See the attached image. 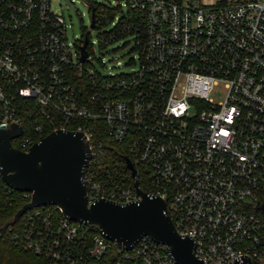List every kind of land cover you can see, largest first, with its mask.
Wrapping results in <instances>:
<instances>
[{
  "label": "built area",
  "instance_id": "1",
  "mask_svg": "<svg viewBox=\"0 0 264 264\" xmlns=\"http://www.w3.org/2000/svg\"><path fill=\"white\" fill-rule=\"evenodd\" d=\"M53 1L0 0V130L22 127L12 143L23 152L54 131L82 133L89 207L138 203L139 184L206 264H264V0L92 3L94 29L113 26L100 47L128 39L135 51L136 68L108 76ZM14 224L16 245L57 264H103L116 248L57 206ZM116 249L112 264H177L148 236Z\"/></svg>",
  "mask_w": 264,
  "mask_h": 264
},
{
  "label": "water",
  "instance_id": "2",
  "mask_svg": "<svg viewBox=\"0 0 264 264\" xmlns=\"http://www.w3.org/2000/svg\"><path fill=\"white\" fill-rule=\"evenodd\" d=\"M95 15L91 28H95ZM86 36L81 62L88 57ZM23 128L0 130V177L8 188L32 194L31 201L18 211L14 222L28 210L57 206L65 217L100 228L103 235L122 251L130 250L143 237L168 245L177 264H206L195 253V243L179 235L167 206L160 197L150 198L136 185L142 201L126 205L100 201L88 206L83 181L91 158L89 143L82 133L54 131L35 143L28 152L13 146ZM129 167L133 170L132 165ZM135 175V170H133ZM233 264H253L248 258Z\"/></svg>",
  "mask_w": 264,
  "mask_h": 264
},
{
  "label": "rangeland",
  "instance_id": "3",
  "mask_svg": "<svg viewBox=\"0 0 264 264\" xmlns=\"http://www.w3.org/2000/svg\"><path fill=\"white\" fill-rule=\"evenodd\" d=\"M205 6H216L222 2H236L242 0H200ZM124 3V1H121ZM101 3L109 5L112 0H55L52 2V11L64 16L67 25L68 37L71 42L82 39L89 33L92 45L90 62L102 75L130 73L136 68L133 64L135 51L128 39H122L108 47H100V34L107 33L113 29L112 25L102 29L91 28V13L89 5ZM223 96L217 94L215 100L221 101Z\"/></svg>",
  "mask_w": 264,
  "mask_h": 264
},
{
  "label": "trees",
  "instance_id": "4",
  "mask_svg": "<svg viewBox=\"0 0 264 264\" xmlns=\"http://www.w3.org/2000/svg\"><path fill=\"white\" fill-rule=\"evenodd\" d=\"M14 146L18 148L17 144ZM26 204L27 202L22 199V193L8 188L0 178V264H57L44 257L26 252L12 241L9 228L15 225L16 214ZM118 253V250L113 247L103 264H112L114 255Z\"/></svg>",
  "mask_w": 264,
  "mask_h": 264
}]
</instances>
